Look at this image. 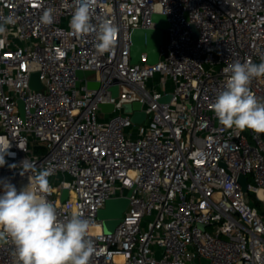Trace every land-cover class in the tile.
Returning a JSON list of instances; mask_svg holds the SVG:
<instances>
[{
    "label": "built area",
    "instance_id": "built-area-1",
    "mask_svg": "<svg viewBox=\"0 0 264 264\" xmlns=\"http://www.w3.org/2000/svg\"><path fill=\"white\" fill-rule=\"evenodd\" d=\"M76 6L0 0V23L14 16L0 32V145L10 146L0 181L35 187L33 173L21 175L25 160L50 170L47 199L58 217L79 212L90 222V264H264V216L248 199L251 192L264 205V133L225 128L211 109L225 68L264 60V0H94L93 26L109 20L118 29L103 54L95 32L70 28ZM154 14L170 24L159 60L149 65L144 53L132 64V31L154 29ZM78 71L94 74L79 79ZM34 73L41 90L30 86ZM249 87L264 102V78ZM134 102L142 124L126 112ZM132 188L120 224L105 234L99 211ZM2 237L0 264H17L15 245Z\"/></svg>",
    "mask_w": 264,
    "mask_h": 264
},
{
    "label": "clouds",
    "instance_id": "clouds-1",
    "mask_svg": "<svg viewBox=\"0 0 264 264\" xmlns=\"http://www.w3.org/2000/svg\"><path fill=\"white\" fill-rule=\"evenodd\" d=\"M94 0H76L70 28L77 35L96 34L99 54L115 46L117 27L104 20L98 27L91 23ZM41 22H52L51 10L45 11ZM14 23V16L3 18L0 32L5 25ZM228 77L219 91L211 109L225 128L250 129L264 133V102L250 90L254 78H264V60L259 64L251 60L235 61L225 68ZM10 146L0 145V167L6 163L5 155ZM14 155V154H13ZM24 173H33L32 181L18 190L11 182L0 181V236L6 235L15 245L17 264H90L95 248L88 238L90 222L81 213H73L67 220L58 217L53 202L47 199L51 188L50 170L36 172L31 162L22 161ZM20 165V166H21ZM11 167H15L12 165Z\"/></svg>",
    "mask_w": 264,
    "mask_h": 264
},
{
    "label": "water",
    "instance_id": "water-1",
    "mask_svg": "<svg viewBox=\"0 0 264 264\" xmlns=\"http://www.w3.org/2000/svg\"><path fill=\"white\" fill-rule=\"evenodd\" d=\"M152 21L155 23L154 29H135L131 34V63L137 64L142 54L147 55V63L149 65H154L158 62L161 47L163 45L164 31L169 29L170 24L168 19L163 14H154L152 16ZM194 36H197V31L194 26H192ZM93 71H78L77 76L79 79H84L92 76ZM79 82L77 83V86ZM90 89H100L101 83L95 81H89L87 83ZM30 86L34 90H41L43 88L42 83L39 79V74L34 73L31 76ZM119 92L118 86L111 88L112 97H117ZM170 96L163 97L160 102L169 101ZM20 106L23 112V103L20 101ZM103 112H111L114 109L113 104H102L100 106ZM127 113H133L131 121L134 124H142L146 118L145 113L140 112L141 103L134 102L133 104H127L125 106ZM239 182L242 186V191L246 195L249 189L247 177L240 175ZM133 189H130L125 197L112 198L106 202L103 209L99 211V219L103 221V230L105 234L113 233L122 220L123 213L129 206L130 197L132 195ZM68 197V190H64L62 193V201ZM0 241H4V237H0Z\"/></svg>",
    "mask_w": 264,
    "mask_h": 264
},
{
    "label": "rangeland",
    "instance_id": "rangeland-1",
    "mask_svg": "<svg viewBox=\"0 0 264 264\" xmlns=\"http://www.w3.org/2000/svg\"><path fill=\"white\" fill-rule=\"evenodd\" d=\"M154 82H155V84L158 83L157 87H159L160 82L158 81V79H157L156 81H154ZM113 115H115V114H111V115L108 114V115L106 116L105 119H109V118H111V116H113ZM246 130H247V129H245V131H246ZM248 199H249V202L251 203V205H254L255 207H257V208L259 209L260 213L264 216V205H262L261 203L257 202V201L255 200L254 195H253L251 192H249V194H248ZM201 263H202V264H208V262H207L206 260H202Z\"/></svg>",
    "mask_w": 264,
    "mask_h": 264
}]
</instances>
